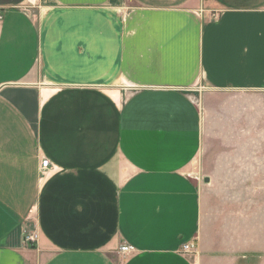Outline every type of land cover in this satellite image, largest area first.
Returning <instances> with one entry per match:
<instances>
[{
    "label": "crops",
    "instance_id": "obj_1",
    "mask_svg": "<svg viewBox=\"0 0 264 264\" xmlns=\"http://www.w3.org/2000/svg\"><path fill=\"white\" fill-rule=\"evenodd\" d=\"M0 10V264H255L195 169L199 102L264 92V0Z\"/></svg>",
    "mask_w": 264,
    "mask_h": 264
},
{
    "label": "rangeland",
    "instance_id": "obj_2",
    "mask_svg": "<svg viewBox=\"0 0 264 264\" xmlns=\"http://www.w3.org/2000/svg\"><path fill=\"white\" fill-rule=\"evenodd\" d=\"M199 103L203 146L195 170L207 226L222 217L231 231L238 227L247 258L264 264V92H214Z\"/></svg>",
    "mask_w": 264,
    "mask_h": 264
},
{
    "label": "built area",
    "instance_id": "obj_3",
    "mask_svg": "<svg viewBox=\"0 0 264 264\" xmlns=\"http://www.w3.org/2000/svg\"><path fill=\"white\" fill-rule=\"evenodd\" d=\"M1 18H2V16H1V10H0V20H1ZM47 166H48V161H46V160L43 161V163H42L43 170L45 168H47ZM27 240L28 241H35L36 237L35 236H29V237H27ZM195 249H196L195 244H184L183 247H182V250H183V252L185 254L194 253ZM121 251L124 252V253H131V252L134 251V249L132 247H130V246H124V247L121 248Z\"/></svg>",
    "mask_w": 264,
    "mask_h": 264
},
{
    "label": "water",
    "instance_id": "obj_4",
    "mask_svg": "<svg viewBox=\"0 0 264 264\" xmlns=\"http://www.w3.org/2000/svg\"><path fill=\"white\" fill-rule=\"evenodd\" d=\"M205 182H206V183H209V178H206V179H205Z\"/></svg>",
    "mask_w": 264,
    "mask_h": 264
}]
</instances>
